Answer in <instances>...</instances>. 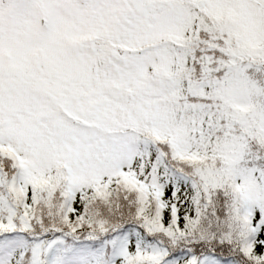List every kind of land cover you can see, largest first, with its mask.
<instances>
[{"label": "snow or ice", "instance_id": "obj_1", "mask_svg": "<svg viewBox=\"0 0 264 264\" xmlns=\"http://www.w3.org/2000/svg\"><path fill=\"white\" fill-rule=\"evenodd\" d=\"M0 264H264V0H0Z\"/></svg>", "mask_w": 264, "mask_h": 264}]
</instances>
